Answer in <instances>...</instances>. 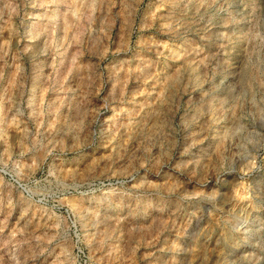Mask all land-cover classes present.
Returning <instances> with one entry per match:
<instances>
[{"label": "rangeland", "instance_id": "374dc122", "mask_svg": "<svg viewBox=\"0 0 264 264\" xmlns=\"http://www.w3.org/2000/svg\"><path fill=\"white\" fill-rule=\"evenodd\" d=\"M79 248L264 264V0H0V264Z\"/></svg>", "mask_w": 264, "mask_h": 264}, {"label": "built area", "instance_id": "2783aa9c", "mask_svg": "<svg viewBox=\"0 0 264 264\" xmlns=\"http://www.w3.org/2000/svg\"><path fill=\"white\" fill-rule=\"evenodd\" d=\"M79 252L82 254V256H83V260H84V263L83 264H89V262H88V260H89V257H88V255L86 254V252L83 250V249H81V248H79Z\"/></svg>", "mask_w": 264, "mask_h": 264}, {"label": "bare ground", "instance_id": "6f19581e", "mask_svg": "<svg viewBox=\"0 0 264 264\" xmlns=\"http://www.w3.org/2000/svg\"><path fill=\"white\" fill-rule=\"evenodd\" d=\"M70 7V6H69ZM71 8V7H70ZM73 8H71V10H72ZM75 9V8H74ZM76 10V9H75ZM75 10H73V11H75ZM73 11H71V14H72V12ZM77 11V10H76ZM68 15H70V14H68ZM71 16V15H70ZM13 72V71H12ZM11 81V80H10ZM8 107V106H7ZM8 111V110H7ZM13 118V117H12Z\"/></svg>", "mask_w": 264, "mask_h": 264}]
</instances>
